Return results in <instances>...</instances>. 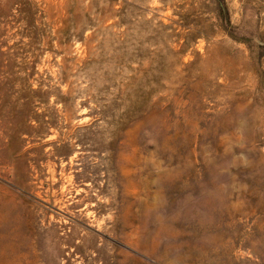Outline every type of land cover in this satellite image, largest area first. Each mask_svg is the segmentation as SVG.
Returning <instances> with one entry per match:
<instances>
[{
	"label": "rangeland",
	"instance_id": "rangeland-1",
	"mask_svg": "<svg viewBox=\"0 0 264 264\" xmlns=\"http://www.w3.org/2000/svg\"><path fill=\"white\" fill-rule=\"evenodd\" d=\"M0 264H264V0H0Z\"/></svg>",
	"mask_w": 264,
	"mask_h": 264
}]
</instances>
